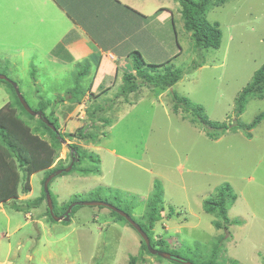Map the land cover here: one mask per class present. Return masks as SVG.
Masks as SVG:
<instances>
[{"label":"rangeland","instance_id":"374dc122","mask_svg":"<svg viewBox=\"0 0 264 264\" xmlns=\"http://www.w3.org/2000/svg\"><path fill=\"white\" fill-rule=\"evenodd\" d=\"M139 1L143 14L167 8L175 20L174 28L153 26L149 30L153 46L141 49L143 59L148 64H162L176 56L171 64L183 71L181 80L164 91L140 88L126 100L119 93L121 78L108 92L92 94L86 90L81 102L73 103L70 90L83 61L68 65L56 77L49 62H28L12 54L28 41L23 33L27 14L34 9L44 12L40 5L46 8L45 1L0 0V16L4 9V15L15 20L10 27L6 26L7 17L0 19V75L16 83L31 109L38 110L40 102H48L45 113H53L50 121L56 123L58 132L73 134L83 128L97 136L94 143L63 138L65 142L60 139L57 145L50 134L41 135L42 129L37 130L42 133H32V128L39 129V118L23 114L10 87L0 83V127L31 159V165L22 171L16 159L0 149V264H126L130 256L139 254L137 232L106 207L78 206L68 224L50 221L45 201L28 213L14 210L13 204L24 205L23 200L41 195L47 171L69 166L71 144L92 154L97 162L85 159L73 172L49 181L57 213L66 205L65 211L72 203L99 198L138 220L146 213L153 182L158 180L164 211L152 236L165 241V251L199 263L207 260L217 243L219 264H229L228 260L264 264V120L250 131L251 137L237 130L214 140L206 135L210 129L192 123L191 116L181 109L175 112L172 101L174 93L201 106L211 121L229 126L235 123L236 97L264 64V0H209L205 20L218 24L221 40L218 49L201 51L193 48L175 0ZM47 5L49 17L55 16L59 27L54 38L49 34L48 41L39 44L40 55L48 51L50 55L70 19L66 15L67 21L52 1ZM39 39L44 40L42 35ZM192 64L200 66L187 71ZM91 80L84 77L81 85L90 88ZM96 107L104 109L100 119L108 124L88 118L87 113ZM262 112L264 98H250L238 122L249 124ZM79 167H97L99 172L80 174ZM224 184L236 196L228 207V217L241 224L216 229L214 221L223 223L203 210V202L213 198ZM169 206L174 214L167 220ZM142 257L136 264H176L145 252Z\"/></svg>","mask_w":264,"mask_h":264},{"label":"trees","instance_id":"16d2710c","mask_svg":"<svg viewBox=\"0 0 264 264\" xmlns=\"http://www.w3.org/2000/svg\"><path fill=\"white\" fill-rule=\"evenodd\" d=\"M82 0H78L80 2ZM97 2V0H94ZM179 4V13L182 19L183 28L186 32L189 33L193 48L195 50H205L209 48L218 49L220 46V40H221V32L219 30V26L217 23L210 24L205 20V13L207 10V5L209 0H175ZM223 1V0H222ZM56 4L59 8L65 9L67 15L72 19L75 20L76 24H80L83 26L82 22L79 21L74 11L67 5V0H55ZM114 2V1H112ZM115 3V4H114ZM113 4L121 6L123 10L130 11V8L126 6H122L119 2L115 1ZM104 8H101L100 11L97 13L98 16L103 17L105 14ZM109 12V11H107ZM111 13V12H110ZM136 14V13H135ZM96 16L97 18H99ZM145 18V17H144ZM106 19L104 22L111 24V20L113 17L110 15V20L108 21V16L106 13ZM103 22V21H102ZM174 28V26H173ZM88 35L92 38L93 41L98 42V38L95 37L97 30L93 27H88L84 29ZM121 36H119L120 38ZM264 42V37H263ZM65 47L63 44L57 45L51 53L54 57H59L60 54H64L66 57V61L70 62V57L68 54L65 53ZM176 57V56H175ZM173 57L172 59H174ZM128 59V70L123 73L122 76V84L119 88V93L121 96L124 97V99L127 100V97L131 94H134L138 91L140 88H147V89H159V90H168L172 86H174L178 81L181 80L183 76V71L175 68L171 61L172 59L166 61L162 64H148L145 62V60L142 57V54L138 50H131L127 53ZM88 65L87 62L82 63V66ZM200 66V65H199ZM196 64H192L191 68L189 67L187 71H191V69H195L196 67H199ZM82 72V73H81ZM79 72L75 87L70 90V95L72 97V102L80 103L82 100L83 95L85 94L87 89H82L81 85H79V81L84 74L83 70ZM0 83H6L12 92L15 94V91L13 87L5 81H0ZM91 95V94H90ZM92 97V96H91ZM257 98L262 99L264 98V64L254 73L250 83L244 87L238 96L236 97L235 101V123L233 125H227L225 122H215L211 121L207 118L206 115L203 114V108L201 106H197L192 104L189 100H187L184 97H178L176 94L173 93L172 95V101H173V109L176 112L178 109H181L185 114H189L191 116V122L192 123H198L199 126H201L203 129H210L209 133L207 132V136L209 138H212L214 140L218 139L221 135H223L226 132H236L237 130H242L246 132L247 137H251L250 131L254 129L262 120H264V112L257 115L249 124H242L238 122L239 116L244 111V108L246 106L247 101L250 98ZM15 104L17 107L23 112V114L30 117V115L23 109L21 106L16 94H15ZM40 109H32L33 111H41L44 114V118H46L56 129L55 131H52L50 128H48L42 121V119H38L39 129L38 128H32V133H40L37 130H44V132L41 135H44L45 132L50 134L54 141H56L57 145L60 144V139L68 138L73 139L76 138L77 140H80L85 143H94L97 139V136H95L93 133L85 132L83 128H79L76 130L73 134L71 133H60L58 132L57 125L55 122L50 121V116L53 115V113L50 115H47L45 113L47 106L49 105L48 102H40ZM109 110V109H107ZM96 112L98 113L96 115ZM104 109L102 107H96L92 113H87V116L90 120H99L105 122L104 119H100L101 113L103 114ZM100 115V116H99ZM19 118V117H18ZM30 118H33L32 116ZM101 121V122H102ZM108 124V123H107ZM59 127V126H58ZM63 136V137H62ZM15 139L11 137V135L7 132V130L4 127H0V149L3 152V154L6 153L10 158H15L17 165L22 171H25L26 168H28L31 165V159L28 156V154L24 151V149L14 141ZM56 147V146H55ZM70 150H72V153H70L71 158H77L78 161L75 162L72 166V169L69 171L73 172L75 167H78L84 161L85 159H88L92 163H96L97 160L92 154H86L82 153L81 150L75 145L71 144L68 146ZM6 149V150H3ZM71 163V159H70ZM69 163V164H70ZM58 165L56 168H53L49 171H47L44 175V179L42 181V191L41 195L39 197H36L35 199H26L24 201V205H15L13 204V208L17 212H25L28 213L31 209H36L40 207L42 202H46L45 193L43 191V182L47 178L48 175L55 172L56 170L63 169L62 167H59ZM78 172L80 174H96L98 173V169L96 168H78ZM65 173H62L60 175H64ZM26 192V190H24ZM163 190L162 185L158 180H154L153 182V190L152 194L149 199H147L146 202V213L143 215L140 219H135L131 216V213L125 211V213L135 222L139 225L141 230L147 235L150 245L152 248L157 249L159 251H164L172 256H175L176 254L174 252H169L168 250H164L165 241L161 238H158L157 240L153 238L152 236V229L162 219V212L164 211V203L162 198ZM99 201L100 199L97 198ZM236 196L233 194L230 186L228 184H224L220 186L217 189L216 195L213 198L207 199L203 202V210L207 214L214 215L217 217L223 225L218 222L214 221L213 225L216 229L224 228L227 229L229 226L233 225H239L241 224V221L238 219H230L228 217V207L233 204L235 201ZM52 206H53V213L56 216H60L65 212V208L67 205L63 208H59V213L56 212L55 204L51 198ZM72 203V202H70ZM69 203V204H70ZM5 204V203H4ZM78 206H75L72 208L70 213V218L74 214V208ZM110 212L117 216L118 219L124 220L126 223H128L123 217L116 214L115 212ZM45 214L47 218L54 222L52 217L49 214V211L46 207ZM174 214V208L172 206L168 207V213L166 215V219H171V216ZM70 221V220H69ZM69 221L66 223L68 224ZM133 228V227H132ZM134 230V229H133ZM135 231V230H134ZM138 234V233H137ZM140 246H139V254L136 256H130L126 264H136L137 261L143 260L142 253L145 252L146 254L150 255L147 247L143 241V239L140 237ZM219 252H220V246L216 243L215 246H213L211 255L207 258V260L194 263L189 260L188 261L192 264H219L217 262V259L219 258ZM152 256V255H150ZM158 259L160 257L154 256ZM175 262L176 264H181L179 262H176L174 260H171ZM229 264H239L235 260H228Z\"/></svg>","mask_w":264,"mask_h":264},{"label":"crops","instance_id":"0c3cea01","mask_svg":"<svg viewBox=\"0 0 264 264\" xmlns=\"http://www.w3.org/2000/svg\"><path fill=\"white\" fill-rule=\"evenodd\" d=\"M43 1H45L46 8L41 5L40 8L44 12H41L40 9H34L32 13L29 12L27 14L28 21L25 23L23 33L28 38V41L24 43L22 48L16 49L12 53L13 56H18L23 60L26 59L28 62L42 63L47 61L52 65L51 73L56 77L58 76V72H65L68 65H72L77 61H85L88 65L82 66L79 72L83 70L84 74L86 73L81 80L87 76L92 77L89 83L90 88L88 85V88H86L87 86L85 87L84 83L81 85V80L79 81V85L82 88H86L87 93L89 91L92 94L103 91L108 92L116 82L121 83L123 71L128 70L127 53L131 50L141 52L144 46L151 43L149 30L153 29V26L165 28V26H173L175 23L172 13L167 8L160 10V8L156 7L157 9H151L147 14H143L141 10L143 9V4L139 0H97V2L94 0H82L80 2L78 0H67V5L74 11L79 21L83 24L81 26L80 24H76L75 20L71 18L70 20L67 17L66 10L60 8L65 16L64 18L66 19L67 17L69 19V23L64 25L65 28L62 34L58 35L53 49L57 45L63 44L66 50L65 53L71 59L68 62L64 54H60L59 57L52 56L53 49L50 55H48L50 51L45 52L43 55L39 54V50H41L39 44L42 46V42L48 41L45 38L49 34L54 38L58 32L56 30L59 27L57 18L54 16L55 19H52L48 15L47 3L52 1L58 7L55 0ZM112 1H117L122 6L130 8V11L123 10L121 6L114 5L115 3ZM101 8L105 9L103 17L97 15ZM5 12L6 10L2 9L0 19L7 17L6 26L10 24V27H12L11 22L15 20H12L10 15H4ZM106 13L108 21L110 20V15L113 17L110 25L104 22L107 20ZM68 19L66 20L68 21ZM61 20L60 18V22ZM52 21H55V23L49 24ZM1 24L3 23L1 22ZM88 27H93L97 30L95 37L99 39L98 42L93 41L84 30ZM52 31L56 32L52 33ZM39 35L43 36V41L39 39ZM119 36L121 37L119 38ZM150 45L153 46L152 44ZM26 51L30 54L26 55ZM91 71L92 74L90 76ZM79 72L75 77L74 87ZM35 82L38 85L40 84L37 80ZM71 99L72 97L70 96L69 100L72 102ZM63 100L64 98L59 100V102ZM61 108L63 107L61 106Z\"/></svg>","mask_w":264,"mask_h":264},{"label":"water","instance_id":"95a60500","mask_svg":"<svg viewBox=\"0 0 264 264\" xmlns=\"http://www.w3.org/2000/svg\"><path fill=\"white\" fill-rule=\"evenodd\" d=\"M0 81H5L8 82L14 89L15 94L21 104V106L23 107V109L30 115V116H36L39 119H42L43 123L50 128L52 131L56 132L55 127L46 119L44 118V114L40 111H33L29 105L26 103V101L24 100V98L22 97L21 93L19 92V89L16 85V83L10 81L7 77L0 75ZM57 133V132H56ZM64 140H61V143H64ZM78 159L75 157L71 158V163L69 164V166L67 168H64L62 170H57L54 173L50 174L48 178H46V180L43 183V191L45 193V197H46V204H47V209L49 211L50 216L52 217L54 222H68L70 220V213L73 207L75 206H101V207H106L108 209H110L111 211L115 212L116 214L120 215L121 217H123L132 227L133 229L140 235V237L143 239L147 250L149 252L150 255L153 256H158L162 259H167V260H174L176 262H179L181 264H192L188 261H184L180 258L177 257H172L169 253L163 252V251H158L154 248L151 247L149 239L147 237V235L141 230V228L139 227V225L137 223H135L126 213L110 206L109 204L105 203V202H101V201H95V202H75L69 205V207L67 208V210L60 216H56L53 213V206H52V201L50 198V194L48 191V183L50 180L54 179L55 177H57L58 175L62 174V173H68L71 169L72 166L75 162H77Z\"/></svg>","mask_w":264,"mask_h":264},{"label":"clouds","instance_id":"9594fccd","mask_svg":"<svg viewBox=\"0 0 264 264\" xmlns=\"http://www.w3.org/2000/svg\"><path fill=\"white\" fill-rule=\"evenodd\" d=\"M63 140V139H62ZM167 253V252H166ZM171 255V254H170ZM153 256V255H152ZM172 256V255H171ZM158 257V256H157ZM173 257V256H172ZM170 260H172V259H170Z\"/></svg>","mask_w":264,"mask_h":264}]
</instances>
